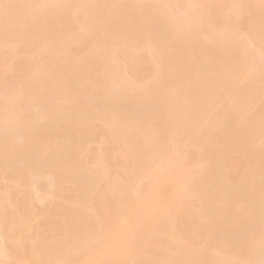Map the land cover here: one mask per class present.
Segmentation results:
<instances>
[{
	"label": "bare ground",
	"instance_id": "1",
	"mask_svg": "<svg viewBox=\"0 0 264 264\" xmlns=\"http://www.w3.org/2000/svg\"><path fill=\"white\" fill-rule=\"evenodd\" d=\"M0 264H264V0H0Z\"/></svg>",
	"mask_w": 264,
	"mask_h": 264
}]
</instances>
